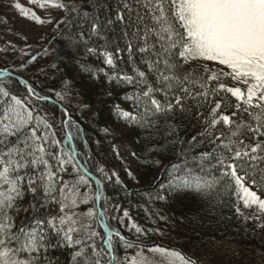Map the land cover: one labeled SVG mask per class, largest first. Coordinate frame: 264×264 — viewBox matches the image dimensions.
<instances>
[{
  "label": "snow or ice",
  "instance_id": "obj_1",
  "mask_svg": "<svg viewBox=\"0 0 264 264\" xmlns=\"http://www.w3.org/2000/svg\"><path fill=\"white\" fill-rule=\"evenodd\" d=\"M28 2L63 13L45 20L9 5L54 24L79 71L49 86L40 77L57 65L47 47L0 68V264H200L148 245L149 233L163 231L132 215L143 208L152 223L167 224L154 205L181 196L264 237V0ZM24 72L31 77L17 75ZM81 77L100 86L108 107L95 129L100 139L83 126L92 109L75 88ZM130 136L144 142L130 157L163 168L166 181L151 193L126 182H142L116 143ZM104 142L119 167L93 149ZM133 195L147 196L146 204Z\"/></svg>",
  "mask_w": 264,
  "mask_h": 264
},
{
  "label": "trees",
  "instance_id": "obj_2",
  "mask_svg": "<svg viewBox=\"0 0 264 264\" xmlns=\"http://www.w3.org/2000/svg\"><path fill=\"white\" fill-rule=\"evenodd\" d=\"M7 1L10 0H3L0 3V9ZM60 27L63 28V25ZM4 30L8 31L7 28ZM2 34H9V31ZM53 36L47 46L50 50L48 59L54 62L57 68L53 69L49 64L47 66L48 78L41 75L40 79H47L49 86L57 87L60 79H74L79 69L75 62L77 57L67 54L69 50L65 47V40L61 39L58 34ZM1 37L3 36H0V41L5 45L12 46L11 50L15 53L14 58L20 59L15 66H19L22 61L27 60L29 54L36 53L30 48H24L19 43L15 47L16 45L11 40ZM40 63H44V61L41 60ZM3 67H9V62H2L0 68ZM17 75L29 78L32 73L24 72L17 73ZM75 88L81 93L79 97L81 103L88 104L92 109V113L85 110L82 114L83 126L88 131L90 139H100L101 137L96 135L95 129L103 127L108 119V107L103 99L100 86L89 82L87 77H81L76 81ZM98 108L100 111L97 114ZM127 139L138 153L142 150L144 142L141 141L140 144H137L138 137L130 136ZM92 147L108 166H117L118 161L114 159L107 142L102 143L99 148L95 144H92ZM134 162L136 171L142 177V182L136 185L135 182L126 181L133 192L151 193L153 191L151 185L166 181L163 168H153L136 159ZM121 175L124 178L126 174L121 172ZM105 191L107 194L113 195L115 189L109 186ZM130 199L139 204L147 202V196L144 195H133ZM154 207L160 210L161 214L170 218L169 223L157 221L154 224L149 220L143 208L134 207L132 210L133 217L142 227L159 228L164 233V235L149 233L150 239L146 240L148 245L182 250L186 255L198 258L200 264H261V253H264V237L253 235L251 232L246 233L242 225L235 219H222L219 209H216L214 213L210 212V205L207 202L191 196L187 198L181 196L179 199L171 200L168 204L156 202ZM153 219L156 218L153 217ZM197 233L200 234L199 238L196 236Z\"/></svg>",
  "mask_w": 264,
  "mask_h": 264
},
{
  "label": "rangeland",
  "instance_id": "obj_3",
  "mask_svg": "<svg viewBox=\"0 0 264 264\" xmlns=\"http://www.w3.org/2000/svg\"><path fill=\"white\" fill-rule=\"evenodd\" d=\"M12 3H19L21 6L28 8L30 11H35L38 15L41 16L42 19H48L49 13L51 16L59 18L63 16L62 12L54 9H48L47 11L39 9L37 6H34L28 2V0H10L3 4V7L0 9V35L6 39V36L11 39V34H2L7 33L4 28H10V33L15 36L16 41L24 46L30 47L32 50H36L39 54L43 55V48L47 47L46 43L48 40L55 34L54 24H44L39 25L34 21L25 18L17 9L10 7L9 5ZM26 38V39H25ZM0 48L7 49L6 51H0V64L2 62L8 61L11 63L10 65H15L16 60L14 58V52L12 46L5 45L2 41H0ZM19 62V60H17ZM124 143L125 148L122 149V155L126 158L128 163L124 165V167H131L134 171L135 169V158L130 157L128 155L129 151H134L133 145L126 138L125 141H117V144ZM120 162V161H119ZM118 162L117 167L120 166Z\"/></svg>",
  "mask_w": 264,
  "mask_h": 264
}]
</instances>
